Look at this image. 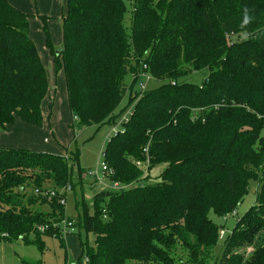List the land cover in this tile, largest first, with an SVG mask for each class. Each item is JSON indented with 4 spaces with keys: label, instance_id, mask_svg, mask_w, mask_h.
<instances>
[{
    "label": "trees",
    "instance_id": "trees-1",
    "mask_svg": "<svg viewBox=\"0 0 264 264\" xmlns=\"http://www.w3.org/2000/svg\"><path fill=\"white\" fill-rule=\"evenodd\" d=\"M62 24V48L53 56L56 72L64 70L75 137L117 124L126 95L133 103L123 133L102 155L110 181L128 188L95 193L105 207L89 215L84 204L83 217L69 218L57 197L36 191L82 183L79 151L60 157L0 149V242L43 253V237L55 234L67 264L57 227L66 218L79 230L77 264H179L184 254L188 264H209L225 228L210 215L229 218L256 182V204L225 230L219 258L264 264V0H68ZM46 45L53 53L48 33ZM204 70L201 85L183 81ZM143 73L160 86L138 92ZM49 86L30 15L0 0V133L16 119L41 128Z\"/></svg>",
    "mask_w": 264,
    "mask_h": 264
},
{
    "label": "rangeland",
    "instance_id": "rangeland-1",
    "mask_svg": "<svg viewBox=\"0 0 264 264\" xmlns=\"http://www.w3.org/2000/svg\"><path fill=\"white\" fill-rule=\"evenodd\" d=\"M22 11L30 15V37L37 47L41 62L46 69L49 80V92L42 103L43 126L33 128L25 125L19 119H16L9 132L0 133V149H23L31 152L48 153L60 157H66L69 152L79 151V165L84 170V174L91 170L98 172L96 177H88L71 187L67 195V202L64 208V215L69 218L78 219L84 216V204L88 207L89 215H94L98 208H103L104 203L95 202L94 194L102 190H110L112 182L108 177L104 178L102 165L104 163L103 153L107 148L109 139L113 135L115 125H104L102 127H88L80 129L75 134L71 128L72 116L69 108L68 93L64 70L56 72L54 55L58 54L62 48L63 36V16L66 15L68 0H17ZM130 9V7H129ZM42 18H46L42 19ZM131 10L125 15L124 28L129 33L131 29ZM50 35L53 45V53L47 48L46 37ZM209 72L204 70L192 74L184 82H191L201 85L208 77ZM133 81V76L128 73L125 79V86L129 87ZM143 79L138 80L135 89L139 92ZM160 86V83L150 80L147 83V89L151 90ZM129 95L122 102L116 114L119 117L115 120L117 129H122L121 122L124 117L129 119L133 103H128ZM121 114V115H120ZM163 170V166L155 168L151 174L157 177ZM84 177V176H82ZM79 178L77 170L74 171V180ZM258 183L250 182L249 193L243 203L236 210V215L229 216L224 220L214 213L210 215L211 219L219 226H224V230L231 233L237 221L256 204V192ZM97 203V204H96ZM48 211V208H45ZM79 230L76 229L72 235L65 237V244L69 254L70 262L76 261L81 256L80 241L78 238ZM83 242H88L90 248L95 247V237L90 235L87 241L85 233L81 232ZM223 239L220 240L215 248L213 260L209 264H220L222 254ZM43 253L37 246L26 245L22 241L0 242V264H64L65 249L61 246L59 240L52 237H43ZM179 254V253H178ZM180 255V254H179ZM182 255V254H181ZM180 255V256H181ZM183 263H187V254L183 255Z\"/></svg>",
    "mask_w": 264,
    "mask_h": 264
},
{
    "label": "built area",
    "instance_id": "built-area-1",
    "mask_svg": "<svg viewBox=\"0 0 264 264\" xmlns=\"http://www.w3.org/2000/svg\"><path fill=\"white\" fill-rule=\"evenodd\" d=\"M141 78L143 79V82L142 84L140 85V92L143 93L145 92V90L147 89V83L152 80L151 77L145 73H143L141 75ZM132 111V110H131ZM131 111H130V116H131ZM129 116V118H130ZM77 120V119H76ZM129 119H126L124 117L123 121L121 122V126H122V129H117V124L115 125L114 128V131H113V135L112 137L114 136H117L118 134L120 133H123L124 131V127H123V124L127 123ZM112 137L109 139V142L111 141ZM138 166L144 170L146 172V167L142 166L141 163H138ZM102 172L104 173V178L105 177H108L111 176L112 172L111 170L107 167L106 164L103 163L102 165ZM86 176H90V177H96V180H98V172H94V171H91L89 170L87 173H86ZM112 187H110L109 189L110 190H113V191H121V190H125L128 188V186H122L121 184L119 183H112L111 185ZM70 186H67L63 189H60V190H50V191H47V190H37L36 191V194H41L42 196H46L49 200H52L53 198H56L58 199V202L60 203V205L62 206H66V202H67V195H68V192L70 191ZM236 215V212L233 214V216ZM228 218H224V220L227 221ZM57 227L59 228L60 232H61V235L65 238L67 235H72L75 233V230L76 228L74 227V223L71 222V221H68V219H64L62 222H60L59 224H57ZM45 230L46 228H41L39 231L42 232V233H45ZM226 231L225 230H222L220 232V240L224 239L225 236H226ZM88 262V259L84 258V264H87ZM67 264H77L76 261H73V262H68Z\"/></svg>",
    "mask_w": 264,
    "mask_h": 264
},
{
    "label": "crops",
    "instance_id": "crops-1",
    "mask_svg": "<svg viewBox=\"0 0 264 264\" xmlns=\"http://www.w3.org/2000/svg\"><path fill=\"white\" fill-rule=\"evenodd\" d=\"M9 2H10L13 6H15V7H17V8H21V6L19 5V3H18L17 0H9ZM21 10H22V9H21Z\"/></svg>",
    "mask_w": 264,
    "mask_h": 264
}]
</instances>
